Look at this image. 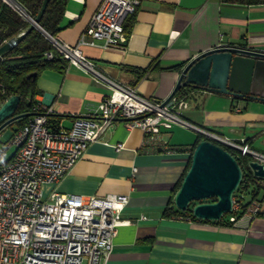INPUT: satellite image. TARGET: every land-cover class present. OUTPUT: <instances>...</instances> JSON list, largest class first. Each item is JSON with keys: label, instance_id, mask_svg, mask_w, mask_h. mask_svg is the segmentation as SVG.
Listing matches in <instances>:
<instances>
[{"label": "crops", "instance_id": "obj_1", "mask_svg": "<svg viewBox=\"0 0 264 264\" xmlns=\"http://www.w3.org/2000/svg\"><path fill=\"white\" fill-rule=\"evenodd\" d=\"M101 2L69 0L63 28L54 37L77 45ZM125 28V44H84L80 49L101 73L145 97L165 101L186 64L204 51L235 46L264 53V2L141 0ZM177 65L182 68H171ZM135 69L147 74L139 78ZM37 86L36 101L51 108L63 128L71 127L77 117L92 115L110 92L91 73L71 63L64 72L45 69ZM182 97L187 101L182 111L186 121L264 154V101L196 88ZM11 134L4 135L5 140ZM199 135L193 127L164 126L161 138L171 147L165 150L150 142L142 128L118 119L45 191L129 195L123 218L130 222L119 227L109 264H264V192L260 212L244 214L231 225L166 214Z\"/></svg>", "mask_w": 264, "mask_h": 264}, {"label": "built area", "instance_id": "obj_2", "mask_svg": "<svg viewBox=\"0 0 264 264\" xmlns=\"http://www.w3.org/2000/svg\"><path fill=\"white\" fill-rule=\"evenodd\" d=\"M140 3L102 0L75 46L48 37L63 57L91 73L110 92L92 115L77 117L69 128H54L52 109L38 104L24 125L6 140L0 137V264H109L119 227L130 222L123 218L129 195L64 194L57 190L47 194L45 186L58 183L118 119L142 128L150 142L160 143L165 150L171 147L161 138L162 127L179 124L264 162V154L249 145L186 121L184 97L175 95L166 105L163 100L145 97L101 73L83 54L80 46L84 44H125V23ZM47 57L52 58L53 53L48 52ZM239 207L235 199L234 210ZM260 209L261 203L256 201L245 215L255 216ZM229 219L238 220L234 214Z\"/></svg>", "mask_w": 264, "mask_h": 264}, {"label": "water", "instance_id": "obj_3", "mask_svg": "<svg viewBox=\"0 0 264 264\" xmlns=\"http://www.w3.org/2000/svg\"><path fill=\"white\" fill-rule=\"evenodd\" d=\"M18 11L32 20L27 31L8 40L0 47V56L17 46L34 27L40 28L48 37H53L40 25L50 0H44L37 18H31L17 0H7ZM30 76H36L33 73ZM183 87H193L210 92L232 95L238 99L264 101V53L235 46H219L204 51L191 59L183 68L179 80L164 101L166 105ZM21 96H10L0 106V134L13 122L32 116V112L17 113ZM255 176L264 178V162L249 163ZM243 180V168L224 145L202 139L192 153V163L182 184L175 194L174 202L180 210L191 207L195 217L219 221L234 210V194ZM215 201H208L211 198Z\"/></svg>", "mask_w": 264, "mask_h": 264}, {"label": "trees", "instance_id": "obj_4", "mask_svg": "<svg viewBox=\"0 0 264 264\" xmlns=\"http://www.w3.org/2000/svg\"><path fill=\"white\" fill-rule=\"evenodd\" d=\"M17 1L33 19L37 18L44 2V0ZM222 1L239 4H259L264 2V0ZM68 2L69 0H50L47 9L40 20L42 28L52 36H57L63 28L62 21L65 16ZM32 24V20L28 16L18 11L7 0H0V47L8 40L30 29ZM48 52L53 53L52 58L47 57ZM69 64V60L60 54L48 36L40 28L34 27L26 34L25 38L17 46L0 56V106L10 96L18 94L21 96V102L17 113H33L34 107L40 104L36 101L35 96L39 93L37 80L41 72L45 69H55L64 72ZM171 68L180 70L182 65H177ZM135 71L139 74V78H142L147 74V70L135 69ZM33 73H36V76H30ZM191 90H195V88L183 87L176 95L182 97ZM29 117L30 116H27L11 123L8 128L13 131L17 130L28 121ZM51 123L54 128L59 127V122L53 118V114H51ZM205 138L206 137L200 134L196 142L191 146V156L188 169L192 163V153L194 149L198 143ZM226 148L236 156L243 168V180L234 194V198L240 203V207L231 213L225 214L219 221H207L231 225L234 222L229 219L230 215L234 214L240 219L246 213L251 204L256 201L260 203L262 202L261 194L264 192V178L255 176L250 168L249 163L253 160V157L250 155H244L240 151L230 147ZM179 150H186V148L180 147ZM183 178L174 189L170 205L166 209V214L168 216L188 215L193 220L206 221L194 216L191 207L195 202L185 211L176 207L174 197L182 184ZM246 196H249L248 200H246ZM215 200L216 198L213 197L208 201Z\"/></svg>", "mask_w": 264, "mask_h": 264}, {"label": "rangeland", "instance_id": "obj_5", "mask_svg": "<svg viewBox=\"0 0 264 264\" xmlns=\"http://www.w3.org/2000/svg\"><path fill=\"white\" fill-rule=\"evenodd\" d=\"M0 137L2 138V141L5 140V137H4V134H1ZM14 149H11V152L13 151ZM249 196H246V200H248Z\"/></svg>", "mask_w": 264, "mask_h": 264}]
</instances>
